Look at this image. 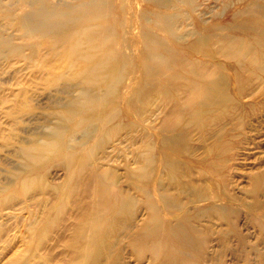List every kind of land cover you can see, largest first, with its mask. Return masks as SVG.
<instances>
[{"label":"rangeland","instance_id":"rangeland-1","mask_svg":"<svg viewBox=\"0 0 264 264\" xmlns=\"http://www.w3.org/2000/svg\"><path fill=\"white\" fill-rule=\"evenodd\" d=\"M188 1L169 0L173 6L176 2L187 24L193 22L188 17ZM224 1L198 0V9L205 10L203 18L226 22V13L215 17ZM236 1L232 0L233 4ZM243 1L234 4V8H244L254 0ZM3 2L16 14L27 8L26 0ZM118 2L114 1L117 7ZM118 33L122 41L138 35L134 26L131 33L120 29ZM226 33L222 29L215 31L210 47L221 52L218 39ZM0 36L10 38L16 45L30 41L6 14H0ZM181 38L189 39L190 35ZM39 46L40 54H30L25 48L22 56L10 55L6 46L0 47V264H157L149 234L155 228L151 223L153 196L150 198L144 189L141 177L132 174L141 163L157 165L156 160L139 158L146 151L143 145L149 142L150 138L146 139L152 132L178 136L175 148L180 154L179 179L169 176L163 167L147 178H158L159 193H168L173 201L180 202L182 208L178 211L188 213L197 241H203V255L188 264H264V231L252 223L253 213L248 209L257 208L258 216L264 211V70L257 72L248 65L244 74L251 80L240 84L242 93L230 83L239 104L232 110V105L220 110L206 127L191 125L187 129L166 130L164 126L176 98L154 91L139 100V112L131 116L130 126L129 122H106L103 109L72 117L87 127H67L61 140H67L68 150L59 153L50 149L47 158L29 167L18 151L32 147L36 140L48 139V134L54 136L53 127L62 105L73 99L70 94L79 93L78 89L66 91L69 72L60 63L61 50L51 48L45 38L39 39ZM130 52L137 55L139 51L135 47ZM175 52L172 50V56ZM218 54L222 60L226 58L222 52ZM203 63L201 68L213 69L206 61ZM130 67L122 65L125 79L119 89L128 88L133 74ZM143 83L145 89L150 87L147 81ZM100 171L104 172L101 177L115 178L114 183H101L97 179ZM114 191L121 192L127 201L115 222L100 225L105 236L96 246L92 224L98 219L107 220L105 201L113 195L118 197ZM222 205L240 211L238 230L249 240L244 252L234 235L230 240L232 250L223 249V234L232 229L223 218L219 208ZM164 211L159 214L162 218Z\"/></svg>","mask_w":264,"mask_h":264},{"label":"bare ground","instance_id":"bare-ground-1","mask_svg":"<svg viewBox=\"0 0 264 264\" xmlns=\"http://www.w3.org/2000/svg\"><path fill=\"white\" fill-rule=\"evenodd\" d=\"M114 1L75 0L55 3L51 0H26L24 8H27L16 14L0 0V14L3 17L6 14L24 37L30 39L29 42L16 45L10 38L0 36V47L6 46L11 51L10 55L22 56L25 48L30 54H40L39 39H47L51 48L61 50L60 63L69 72L66 91L72 93L79 90L78 94H70L74 96L70 102L62 105L63 109L53 127L54 136L48 134V139L36 140L32 147L18 151L22 156L20 159L23 158L27 166L40 164L47 158L46 153L50 149L59 153L68 150L67 140H61L67 127L73 126L80 130L87 127L72 117L103 109L101 113L106 122L114 125L129 122L130 126L133 122L131 116L139 112V100L154 91L167 93L173 96V100L176 98L164 126L166 130L187 129L191 125L206 127V123L216 119L220 110L228 105H232L229 107L232 110L235 104H239L230 83L242 93L240 84L249 79L244 74L248 65H252L257 72L264 70V4L253 3L264 0H254L244 8H234V4L243 0L234 4L232 0H225L223 8L215 17L226 13L229 16L226 22L203 18L205 10L198 9V0H189L187 12L193 20L189 24L184 21L186 17L179 11L176 2L173 6L169 0H119L120 5L117 7ZM133 26L138 33L135 38L132 36L131 40L125 41L118 38V29L126 34L131 33ZM218 29L227 31L225 37L222 35L218 39L222 44L221 52L226 57L224 60L218 56L221 53L218 48L210 47L214 32ZM185 35H190V38L181 40ZM135 47L139 52L132 55L130 51ZM172 50L176 51L173 56ZM23 58L32 62L27 56ZM204 61L212 65L213 69L208 71L201 68ZM124 63L131 66L128 70H133L126 90L119 89L125 79L122 70ZM39 70L42 72V68ZM47 74L42 77L48 79ZM143 81H147L150 87L145 89ZM94 88L101 91L96 92ZM180 95L184 96L181 98ZM88 126L93 128L94 124ZM146 140H149L143 145L146 151L140 153L139 158L156 160L157 165L151 167L141 163L132 174L141 177L144 189L149 192L150 198L153 196L151 223L155 228L149 233L153 256L157 264L192 263L203 255V241H197V232L189 221L188 213L178 211L182 208L178 204L180 202L173 201L168 193H159L161 183L158 178L155 181L147 178L151 172L163 167L169 176L179 179L180 154L175 148L178 136L172 133L162 136L152 132ZM103 173L100 171L97 174L101 183H114L115 178L101 177ZM113 193H117L118 197L113 195L109 201L107 198L105 201L109 213L105 216L107 220L98 219L92 224L96 246L105 236L100 225L115 222L126 200L121 192ZM219 208H222L223 218L232 229V232L226 230L223 234V249L225 252L232 250L230 240L234 235L244 252L249 240L238 230L240 211L226 205ZM162 209H165L163 218L159 216ZM248 209L253 213L252 223L264 231V211L258 216L257 208Z\"/></svg>","mask_w":264,"mask_h":264}]
</instances>
